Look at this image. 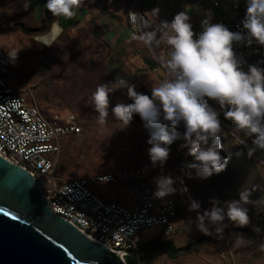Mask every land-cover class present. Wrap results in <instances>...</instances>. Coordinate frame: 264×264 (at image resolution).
<instances>
[{
    "label": "rangeland",
    "instance_id": "rangeland-1",
    "mask_svg": "<svg viewBox=\"0 0 264 264\" xmlns=\"http://www.w3.org/2000/svg\"><path fill=\"white\" fill-rule=\"evenodd\" d=\"M30 1L0 0V44L9 60L8 81L17 90L32 88L39 108L46 115L74 111L82 118L83 130L62 139V148L55 166V173L60 180L68 181L132 167H152L156 170L166 168L170 171L178 168L177 178H183V185L176 179L174 187L178 189L175 195L182 200V204L179 207L176 231L165 237L173 242L177 252L174 257L165 252H156L153 257L154 264H264V222L260 225L257 223L263 203L264 161L251 155L252 161H247L246 158L229 161L225 171L213 174L207 179L196 177L195 169H192L193 177L189 178L185 166L194 162V158L188 154L187 147H182L186 143L182 122L176 129L179 138L171 145H162L170 149L167 162L153 165L149 156L152 145L148 140L154 129L147 126L139 114H134L128 127L120 128L122 125L112 113L117 104L132 103L126 88H118L109 93L107 122L104 126L97 123L99 114L91 104L96 85H91V80L96 82L100 75L98 66L93 65L88 57L93 55L95 61L102 65L107 64V59L111 58H103L100 52L97 53L99 48L91 39V31L94 30L92 23L84 24L74 33L63 32L52 44L56 35L53 39L46 35L42 38L36 37L40 25L29 9ZM136 1L141 8L139 0H131V4ZM219 1L222 4L227 2ZM162 5L164 14L153 16V25L157 24V29L159 21L170 22L172 16L174 19V11H177L176 14L187 11L189 16H193H190L189 21L192 25L201 23L205 18H214L210 6H199L190 0H165ZM172 6L174 7L171 9ZM170 14L172 15L167 16ZM159 35L157 31V38ZM39 41H45L50 46H43ZM84 42L87 48L84 49L83 56L79 55V50ZM161 44H153L159 57L154 54L151 46L140 41L135 47L126 48L125 53L118 58L123 71L121 78L135 85L136 91L151 95L152 86H159L164 80L171 78L165 68L170 49L166 44ZM152 58L159 63L156 69L150 67L146 61ZM102 74L108 76L107 73ZM102 82L109 85L115 83L109 78ZM210 105L219 113L223 112L215 101ZM221 125V154L227 156L240 139L236 137V141L230 137L228 132L237 136L235 130H230V125L223 121ZM169 131H172L170 127ZM183 186L188 188L187 193L179 191ZM244 189L250 192L251 203L244 205L249 210L250 224L239 227L226 218L225 223L228 226L224 229L223 238L208 240L206 237L209 235L197 229L196 212L188 210L191 199L200 202L199 211L202 213L212 207V198H218L223 205L224 201L238 200L239 192ZM210 228L215 234V226L210 225ZM158 236L161 233L157 231H145L143 242ZM237 237L242 238L239 246L235 244Z\"/></svg>",
    "mask_w": 264,
    "mask_h": 264
},
{
    "label": "clouds",
    "instance_id": "clouds-1",
    "mask_svg": "<svg viewBox=\"0 0 264 264\" xmlns=\"http://www.w3.org/2000/svg\"><path fill=\"white\" fill-rule=\"evenodd\" d=\"M83 3L84 0H47L44 6L54 17L71 19L75 15L73 9ZM246 5L242 21L246 34L231 31L223 23H213L209 17L201 22L202 31L197 36L187 11L177 13L170 22L159 21V29L142 34L139 39L147 46L164 43L169 47L165 68L171 78L152 86L151 95L136 91L135 85L124 79L111 85L99 84L91 96V104L99 114L97 123L104 126L107 122L109 93L126 88L132 103H120L112 109L116 121L122 125L120 128L128 127L134 114H139L154 129L148 140L152 145L151 162L163 165L170 149L162 145H171L179 138L176 129L183 122L186 143L182 147H187L188 154L194 158V162L185 166L186 175L192 178L191 170L195 169L196 177L207 179L225 171L229 162V157L221 154L223 128L220 113L209 104L211 99L219 104L235 131H244L253 138L254 147L249 149V156L257 149L264 150V69L252 64L245 71L234 51V43L245 40L248 45L253 42L264 45V0H246ZM152 11L159 13L158 8ZM177 179L183 185V178ZM156 183L154 195L158 198L178 191L174 187L176 179L171 175L156 177ZM179 191L187 193L188 188L183 186ZM249 196L247 189L241 190L238 200H227L223 205L218 198H212V207L202 213L200 202L191 199L188 210L196 212L198 230L212 235L210 225L215 226L217 238L222 239L228 226L226 218L239 227L250 224L249 210L244 207L251 203ZM241 243L242 238L237 237L235 244Z\"/></svg>",
    "mask_w": 264,
    "mask_h": 264
},
{
    "label": "built area",
    "instance_id": "built-area-1",
    "mask_svg": "<svg viewBox=\"0 0 264 264\" xmlns=\"http://www.w3.org/2000/svg\"><path fill=\"white\" fill-rule=\"evenodd\" d=\"M226 10L214 17L213 23H223L231 31L247 32L243 28L246 0H215ZM134 13H137L134 15ZM128 20L142 34L148 32V18L137 1L129 8ZM202 31L201 23L193 25ZM234 51L242 67L255 64L264 69V45L247 41L234 43ZM9 60L0 44V155L22 165L38 179L52 210L78 227L91 239L118 253L125 264L126 256L137 252L145 231L172 235L177 228L178 204L175 194L158 198L156 177L171 175L176 170L152 167H132L63 181L55 173L62 139L83 130L82 118L74 111L46 115L39 108L32 88L17 90L9 81ZM230 130L233 125L229 126ZM240 142L253 148V138L244 131ZM254 156L264 161V150Z\"/></svg>",
    "mask_w": 264,
    "mask_h": 264
},
{
    "label": "water",
    "instance_id": "water-1",
    "mask_svg": "<svg viewBox=\"0 0 264 264\" xmlns=\"http://www.w3.org/2000/svg\"><path fill=\"white\" fill-rule=\"evenodd\" d=\"M151 48L159 57L153 45ZM0 264H125V261L55 213L37 177L0 155Z\"/></svg>",
    "mask_w": 264,
    "mask_h": 264
},
{
    "label": "crops",
    "instance_id": "crops-1",
    "mask_svg": "<svg viewBox=\"0 0 264 264\" xmlns=\"http://www.w3.org/2000/svg\"><path fill=\"white\" fill-rule=\"evenodd\" d=\"M164 2L165 0H156L154 4L152 0H140L141 7L144 9V13L149 20V26L151 24L149 27L150 31L154 30L157 25H153V16H155L156 13L152 10L158 8V14L163 15L162 7L164 6L162 4ZM46 3L47 0H31L28 3L29 9L34 14L38 25L42 24V20L45 16L46 8L44 5ZM130 4L131 0H84L80 8L73 9L75 15L71 19L64 16H53L49 28L38 32L36 37L42 38L46 35L49 39H53L56 35L57 37L55 40L57 41L63 32L74 33L84 24H89L94 20L100 29L91 31V39L96 43V47L98 48H101V45L105 43L104 45L107 47L105 55L108 58L109 55H115L116 52L126 51V48L129 46L135 47L136 44L140 42V32L133 30L127 20V10ZM189 5L190 8H192V5ZM173 7L174 6H172L171 9ZM176 12L177 11H174L173 14L176 15ZM171 15L172 14L167 16ZM171 20H173V16ZM44 42L45 41H43V43Z\"/></svg>",
    "mask_w": 264,
    "mask_h": 264
},
{
    "label": "trees",
    "instance_id": "trees-1",
    "mask_svg": "<svg viewBox=\"0 0 264 264\" xmlns=\"http://www.w3.org/2000/svg\"><path fill=\"white\" fill-rule=\"evenodd\" d=\"M190 1L193 4H197L199 6H204V7L210 6L211 7V10H212V13L214 14V17L223 15L226 12L225 9H223L220 6H216L214 4V1L215 0L214 1H212V0H190ZM152 2L155 4L156 3V0H152ZM130 6H131V4H130ZM130 6H129V8H130ZM129 8L127 10V20H128ZM142 11L144 12V9L143 8H142ZM52 20H53V15L46 9L45 10V16H44V18L42 20V24L40 25L38 31L48 29L49 28V25H50V23H51ZM128 22H129V20H128ZM91 23H92V26L94 27V29L96 31L98 29H100V27H98L97 23L94 22V20H92ZM129 24L131 25V27H132L133 30H136L137 32H139L133 26L132 23L129 22ZM38 31H37V33H38ZM39 42L43 46H46V47H49L50 46V45H47V44H45V43H43L41 41H39ZM54 42H52V44ZM104 44L101 45V48H99V51L98 50H96V51H98L97 53L100 52L101 57L103 56V58H107L106 55H104L107 52V50H106L107 47ZM80 47H81V50H79V55H83L84 56L85 55V53H84L85 50L84 49L87 48L86 43L85 42L82 43L80 45ZM82 49H83V51H82ZM124 53H125V51H123V52H116L115 55L114 54L113 55H109L108 58H111V59H109V60L107 59V62H106L107 64H105V65H102L99 61H95L94 56L93 55H90L88 58L90 59V61H91V63L93 65L98 66V68H99L98 73L100 75L98 77L99 79H96V82H95V80L93 81V79L91 80V83H92L91 85H96V87H97L100 83H103L102 82L103 79H107V78H109L111 81L113 80L114 82H116L119 79H122L121 76H122L123 71L121 70V67H120L121 61L118 58H121V55L124 54ZM146 61L148 62V64H149L150 67L155 68V69L157 68V66L159 64L158 61L155 60V59H153V58L152 59H148ZM243 69L245 71L248 70V69H246V67H243ZM102 72L103 73H107L108 76H103ZM105 83H107V82L105 81ZM213 102H214L213 100L209 99V104H211ZM219 118L225 124L230 125V126L232 125V122L230 120L225 119L223 112H220ZM236 133H237V136L234 135V134H232L231 132H228V134L230 135V137H233L234 139H236V141H238L237 140L238 137L245 138V136L243 135V133H241L239 131H236ZM72 135H75V134H72ZM227 157H229V161H235L236 159L237 160H242L243 158H246L247 161H252V157L249 156V152L247 151V148L240 141H238V144L234 145L233 146V149L230 152H228ZM262 199H263V203L261 205V212L257 216V223H258V225H260L262 222H264V194L262 195ZM177 204H178V212H179V207L182 204V200L178 199V197H177ZM177 218H178V215H177ZM165 237L166 236H164V234H161V236L154 237V238H151V239L143 242L139 246V248L137 250V253L136 254H133V255L126 256V260L128 261V263H135V262L140 261V262H143V263H152V264H154L153 257H154V255H155L156 252H165L169 256L174 257L175 254H176V252H177V248L175 247V245L173 244V242L165 239ZM206 238L208 240H214V239L217 238V234L215 233L213 235H209Z\"/></svg>",
    "mask_w": 264,
    "mask_h": 264
}]
</instances>
